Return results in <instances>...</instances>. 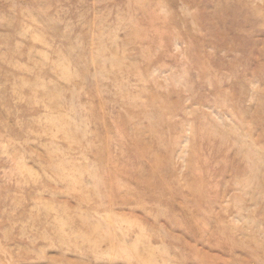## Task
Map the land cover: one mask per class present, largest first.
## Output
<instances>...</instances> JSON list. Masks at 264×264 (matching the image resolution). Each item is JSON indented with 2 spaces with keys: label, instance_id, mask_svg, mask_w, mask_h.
Returning a JSON list of instances; mask_svg holds the SVG:
<instances>
[{
  "label": "rangeland",
  "instance_id": "obj_1",
  "mask_svg": "<svg viewBox=\"0 0 264 264\" xmlns=\"http://www.w3.org/2000/svg\"><path fill=\"white\" fill-rule=\"evenodd\" d=\"M0 264H264V0H0Z\"/></svg>",
  "mask_w": 264,
  "mask_h": 264
}]
</instances>
